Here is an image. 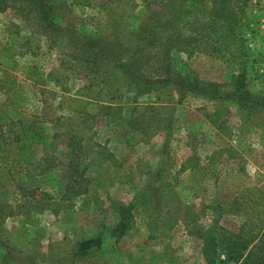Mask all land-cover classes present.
I'll use <instances>...</instances> for the list:
<instances>
[{
    "label": "rangeland",
    "instance_id": "obj_1",
    "mask_svg": "<svg viewBox=\"0 0 264 264\" xmlns=\"http://www.w3.org/2000/svg\"><path fill=\"white\" fill-rule=\"evenodd\" d=\"M174 1L42 0L38 8L0 0V46L19 49L0 54V264H239L227 248L246 245L245 256L254 250L246 264L264 256V190L211 207L156 189L153 207L144 175L150 148L123 146L136 135L162 142L177 122L179 151L190 146L175 118L184 109L192 119L188 108L213 97L180 92L174 81L138 94L114 63L75 60L69 32L52 28L61 23L132 51L145 45L137 57L151 77L167 54L173 76L215 83L220 99L237 88L264 98V0H203L209 15L160 24L157 12ZM93 237L102 247L79 260L78 244Z\"/></svg>",
    "mask_w": 264,
    "mask_h": 264
},
{
    "label": "crops",
    "instance_id": "obj_2",
    "mask_svg": "<svg viewBox=\"0 0 264 264\" xmlns=\"http://www.w3.org/2000/svg\"><path fill=\"white\" fill-rule=\"evenodd\" d=\"M101 10L106 9L101 7ZM223 91V99L213 96L212 100L200 102L192 109L183 107L193 113L192 119L186 118L184 109L179 118H175L183 120L178 136H186L191 143L180 147L182 153L176 145L178 122L170 131L174 135L162 142L156 137L138 140L136 135L130 146L126 139L134 136L125 138L123 146L127 148L138 150L139 145L145 143L150 148L149 167L144 172L148 181L156 180L167 185L168 191L194 198L198 205L211 207H219L226 200L249 191L252 192L249 198L257 197V191L263 192L264 112L254 108L247 110L226 97L230 92Z\"/></svg>",
    "mask_w": 264,
    "mask_h": 264
},
{
    "label": "trees",
    "instance_id": "obj_3",
    "mask_svg": "<svg viewBox=\"0 0 264 264\" xmlns=\"http://www.w3.org/2000/svg\"><path fill=\"white\" fill-rule=\"evenodd\" d=\"M30 1V4L35 3L36 6L39 8L40 5L43 3L42 0H28ZM200 2H203V0H175L172 4L171 8H164L157 13H159V21L161 24V20L163 21L164 18H166L165 25L170 26L175 22L177 23H185L186 21H195L196 19H199L200 16L203 15H209L211 13V7L201 6ZM211 1L209 2V4ZM208 4V5H209ZM44 3L42 6L44 7ZM56 7V5H53V7ZM54 7V8H55ZM45 8V7H44ZM106 9V7H104ZM156 14H153V12L149 13L147 18V21L150 23V26H153L152 22L154 23ZM62 20V19H61ZM186 20V21H185ZM148 23H144L143 25H147ZM149 27H145L141 33H146L147 37L152 40V35L148 32ZM52 28H54V31L57 33H63L66 34V32H69V34H66L68 37V41H65L67 45L72 46L73 49L75 48V51L72 52V55L75 60H79L81 62H86L88 64H103L107 62V65L111 63H114V68L118 70L120 73H122L123 76H125L129 81H132L137 85L136 92L138 94H147L151 93L154 90H157V85H167L171 83V81H174L173 85H175L179 91H185V92H191V93H199L202 95H208V96H220L218 94V87L215 83H203L200 80L194 78L193 81L187 80L186 77H176L172 75L171 72V64H169L168 61V55L166 54L161 56L159 58V62H162V64H159V70L157 69L156 75L154 77H151L149 75H146L144 72V63L142 56L138 55L137 57V51L141 50L144 53V48L147 46L145 45H138V49L136 48L132 51L131 49H127L122 45V42L120 41H111V40H103L102 38H95L93 39L90 35L86 34H80L79 36L76 35L78 33L77 30L73 27H67L63 24L55 25L53 23ZM142 29V28H141ZM79 37V41L77 40V37ZM144 40L143 42H145ZM153 42L148 41V45H152ZM4 46V47H3ZM77 48V49H76ZM19 49H16L13 46L8 45H2L0 46V54H6L10 55L11 58L15 57ZM77 52H83L82 54ZM142 62V63H141ZM99 68V71L103 68ZM108 70V69H105ZM31 74L35 75L36 70L34 66L31 67V71H29ZM33 75H30L31 77ZM14 80V81H13ZM11 81V86L9 87L12 91L13 88L16 86V79H13ZM127 81V80H126ZM15 85V86H14ZM172 85V84H170ZM229 98L235 99L236 102H238L239 105L244 106L247 108V110H250L251 108L256 109L257 111L264 112V98H259L257 96L253 97L249 95L247 91H243L241 88H237L235 91L230 92L227 94ZM46 107H49V100H46ZM258 108V109H257ZM18 140V138H17ZM127 144L131 146L133 142V138L129 137L126 139ZM25 142L21 141V147L25 146ZM158 180L160 178H157ZM148 184L145 186L147 190L155 191L158 189L160 191V194L163 195V192H168V186L160 183L157 184L156 180H149L147 182ZM151 193V192H150ZM152 198H148L149 201L152 202L153 207H157V200L152 194ZM220 243L224 244V241L221 240ZM227 244V243H226ZM228 245V244H227ZM254 247V245H251ZM102 247V239L100 237H93L88 238L85 240H82L78 244V249L75 252L76 257L79 258L81 261H86V256L89 254V252L96 248ZM252 247V248H253ZM249 246H243L242 251L238 250H231L228 249L226 251V256L228 260L235 259V262H239V264H246V261L250 260L253 256L252 252H254L253 249L249 251V254L245 256V250H247ZM219 258L217 257V260ZM222 262V260H220ZM256 264H264V256L261 259H256Z\"/></svg>",
    "mask_w": 264,
    "mask_h": 264
}]
</instances>
